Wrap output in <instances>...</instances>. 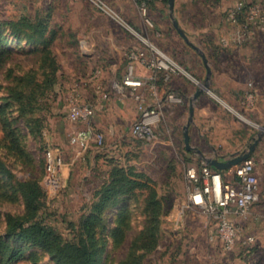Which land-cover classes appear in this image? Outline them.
<instances>
[{
  "label": "rangeland",
  "instance_id": "374dc122",
  "mask_svg": "<svg viewBox=\"0 0 264 264\" xmlns=\"http://www.w3.org/2000/svg\"><path fill=\"white\" fill-rule=\"evenodd\" d=\"M142 1L150 3L0 0L1 46L10 50L0 55V242L10 241L0 255L23 249L8 264H56L43 249L7 234L11 222L33 212L32 186L45 191L36 218L76 242L85 231L75 225L93 212L116 167L139 174L132 177L141 184L102 213L94 234L100 264H136L134 257L139 264H264V199L228 217L235 237L227 246L217 212L192 200L198 185L188 175L190 168L202 170L204 158L229 160L248 150L264 128V0H177L174 18L192 45L170 10L168 28L156 27L161 38L153 41L142 29ZM137 33L148 64L137 63L148 77L137 74L136 63L128 66ZM118 48L127 66L112 72L107 64ZM202 54L211 76L193 102L188 150L184 128L208 73ZM127 77L141 85H127ZM76 106L92 107L90 125L72 120ZM144 109L154 113L151 139L133 132ZM61 125L67 131L60 136ZM89 128L104 143L82 151L72 141ZM253 157L264 194V136ZM50 165L61 169L52 173ZM230 170L219 171L224 185H235ZM151 193L160 214L157 244L149 250Z\"/></svg>",
  "mask_w": 264,
  "mask_h": 264
},
{
  "label": "trees",
  "instance_id": "16d2710c",
  "mask_svg": "<svg viewBox=\"0 0 264 264\" xmlns=\"http://www.w3.org/2000/svg\"><path fill=\"white\" fill-rule=\"evenodd\" d=\"M2 39L0 38V55L6 54L7 48L2 47ZM2 111V109L0 110ZM2 113V112H1ZM1 122V121H0ZM132 176H140L134 172H127L122 167H116L112 173V181L109 186L106 187L103 193H100L99 201L94 207L92 213H90L80 225H75V230H83L81 233V239L76 242L65 241L60 233L53 227L42 223L41 220L36 218V211L39 210V205L43 201L45 191L41 190L37 185L31 187L30 192L27 193L30 200L29 205L33 206V212H31L25 219L11 222L7 234L9 237H18L24 243H28L32 246L39 247L46 251L53 257L56 264H100V250L96 247L95 232L100 223L101 215L104 210L118 200L120 196L131 195L135 185H140L138 180ZM149 199V204L152 206L153 212L151 213L149 228L145 232V238L149 240V244L145 245L146 249L151 250L157 244V232L159 223V203L154 193ZM117 232H121L122 229L117 227ZM80 234V235H81ZM148 234V235H147ZM2 247V248H1ZM3 249V250H2ZM10 249V241L4 240L0 242V254L5 250ZM23 249L12 248L10 254L4 256L0 255V264H8L21 257ZM136 264L140 263L141 257H134Z\"/></svg>",
  "mask_w": 264,
  "mask_h": 264
},
{
  "label": "built area",
  "instance_id": "2783aa9c",
  "mask_svg": "<svg viewBox=\"0 0 264 264\" xmlns=\"http://www.w3.org/2000/svg\"><path fill=\"white\" fill-rule=\"evenodd\" d=\"M140 11L143 16L145 24L149 28H154L152 19L148 16V7L145 2H141ZM130 59L140 61L142 64L146 62L145 53L141 50H133L130 54ZM153 66V65H152ZM165 66V65H164ZM125 83L131 86H140L141 82L127 77ZM153 112L147 109L142 110L139 120L134 126L133 132L140 138L151 139L153 131L149 117ZM94 111L89 106H76L72 109V120H86L90 125V119L93 117ZM82 151L90 148L92 143L98 146L103 145L104 136L101 133H95L90 128L88 130L80 131L72 141ZM60 165H50L52 173L60 171ZM236 177L235 185L223 184L221 174L205 164L202 170L197 171L190 168L188 175L195 185L192 200L196 205L208 206L212 211L217 212L219 219L218 233L227 246H231L235 237V226L228 218L231 214H246L250 208L261 200V191L259 180L256 173V163L254 157L251 156L241 164L234 167Z\"/></svg>",
  "mask_w": 264,
  "mask_h": 264
},
{
  "label": "crops",
  "instance_id": "0c3cea01",
  "mask_svg": "<svg viewBox=\"0 0 264 264\" xmlns=\"http://www.w3.org/2000/svg\"><path fill=\"white\" fill-rule=\"evenodd\" d=\"M147 7H148V16L152 19L155 29L154 28H149L145 24V22H143L144 25H142V29H147L148 31H151L150 32L151 33L150 34V38H152L153 41L154 40L157 41V40H159L161 38V36H159V34L157 35L155 31L157 30V28L160 29L159 31H161L162 29L165 31L168 28L169 20L165 16L166 15L169 16V10L170 9L168 8V6L166 5L164 0H150V3L148 2ZM179 9H181V7L179 6L178 1L176 0V6H175V10H176L175 13L176 14H177V11ZM176 20L178 21L179 26L184 28L182 26V24H181L180 18L177 15H176ZM143 21H144V19H143ZM140 24H142V23H140ZM135 38H136V41L133 42V44L131 45V48H134V49L137 50V49H140L142 47V43L141 42L143 40V37L139 33H137V35H135ZM144 44H146V42H143V45ZM151 44L153 45V48L158 49L153 43H151ZM119 48H118L117 54L114 55V57L112 58L113 60L109 61L108 64H107V69L111 70L112 72L120 71V70L125 71V68L127 66V63H126L127 56L124 55L120 51ZM130 64H128L129 67H131L133 64H135L137 74L139 73L143 77H148L149 76L148 75V73H149L148 70L149 69H147L145 67H142L140 65L141 63H139V62L137 63V61L134 60L133 63H130ZM126 89L129 90V88H127V87H126ZM122 103H124V101H122ZM61 126L59 128L60 132L57 133V135H60V136L63 135V131L64 132L67 131L66 127H63V126L61 127ZM50 139H49V141L51 142L52 140H50ZM52 139L54 140V138H52ZM58 139L60 140V137H58ZM55 140H57V138ZM56 144H59V143L56 142ZM233 171H234V169H231L229 172H233ZM260 191H261V200H262V199H264V194H263V191H262L261 188H260Z\"/></svg>",
  "mask_w": 264,
  "mask_h": 264
},
{
  "label": "water",
  "instance_id": "95a60500",
  "mask_svg": "<svg viewBox=\"0 0 264 264\" xmlns=\"http://www.w3.org/2000/svg\"><path fill=\"white\" fill-rule=\"evenodd\" d=\"M169 3V9H170V13L173 19V24L175 26V28L177 29V31L179 32V34L184 38V40L189 44L192 45L188 38L187 35L185 34L184 30L179 26L178 21L174 18V10H175V0H168ZM195 48V46H194ZM197 49V48H195ZM198 50V49H197ZM199 51V50H198ZM204 63L207 67V78L204 81L203 84L200 85L199 89L196 91V93L194 94V97L192 99L191 102V109H190V119L188 124L185 126L184 128V136H185V144L188 150H192V147L190 145V135H189V127L193 121V115H194V106H193V102L194 100H196L199 96H201L205 91L208 90L209 87V80H210V76H211V70L208 66V62L206 57L202 54ZM264 136V128H262V132L258 134L257 137H253V143L249 146L248 150L242 152L241 154L229 159V160H220L218 158H204L206 161V164L211 167L212 169L216 170V171H226V170H230L234 167H236L237 165L241 164L242 162H244L245 160H247L248 158H250L251 156H253V154L255 153V150L259 144V142L262 140ZM201 153V152H199Z\"/></svg>",
  "mask_w": 264,
  "mask_h": 264
}]
</instances>
